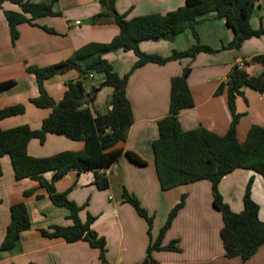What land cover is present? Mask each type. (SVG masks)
Instances as JSON below:
<instances>
[{
	"label": "crops",
	"instance_id": "1",
	"mask_svg": "<svg viewBox=\"0 0 264 264\" xmlns=\"http://www.w3.org/2000/svg\"><path fill=\"white\" fill-rule=\"evenodd\" d=\"M100 1L30 0L36 5L53 4L56 14L36 19L33 25H19L15 44L11 40L5 13L13 12L27 19L32 15L24 13L19 5L10 2L0 4V85L16 82L10 90L0 89V110L16 105L25 107L24 114L0 120V131L25 125L39 130L43 120L52 112L51 109L37 108L31 102L38 96V84L36 77L28 72L29 68L44 69L65 63L88 44H108L119 34V27L111 21L102 24L91 22L94 16L104 12ZM184 6L185 0H115L116 11L127 20L152 14L165 15ZM250 25L254 30L264 28V0H258L254 7ZM195 31L199 43L212 52L164 65L150 63L135 70L138 59L133 52L117 50L104 55L114 73L120 77L129 76L126 94L132 108L133 124L128 131L124 153L105 172L109 180V187L105 190L95 185L94 172L79 173L76 169L54 180L53 187L82 208V221L88 215L96 218L92 230L105 239V252L82 240L69 243L45 237L43 231H50L53 226H72L69 212L56 207L48 192L36 181L16 179L10 158L4 156L0 176V245L11 222L13 205H26L31 227L21 233L12 249L0 253V264H142L148 248L158 239L168 213L182 197L186 198L182 218L179 222H172L163 236L160 249L151 252L149 264H264V245L247 261L240 257H225L220 237L223 220L217 216L218 210L213 205L210 182L201 181L164 191L154 168L152 144L159 135L158 123L170 113L172 79L189 70L187 83L195 105L178 115L183 129L189 131L203 127L223 136L230 128L233 116L228 105L227 87L218 94L219 86L229 80L236 65L245 68L250 77H257L264 71L260 65L245 63L254 57L264 56V35L246 40L237 51L230 49L228 46L234 32L224 19L217 18L215 12L199 17ZM195 43L192 31L188 30L172 41H142L140 50L168 58L175 51H185ZM80 78L84 79L87 93L99 88L105 80L103 74L94 71L81 74L73 68L45 80L44 87L59 105L69 82ZM86 106L94 114H107L113 108V89L102 87L94 101ZM236 110L241 114L236 134L243 142L253 125L264 127V95L244 89V96L236 101ZM83 150V142L52 134L46 136L44 143L32 140L28 145V154L34 158ZM127 151L139 155L146 165L132 163ZM45 177L51 180L52 173ZM251 179L252 198L260 207V220L264 221V179L257 172L235 170L221 180L219 193L232 212L241 213L245 190ZM124 190L139 201L149 216L153 214L156 217L154 213L161 210L159 222L151 226V235L147 234L150 228L147 221L132 205L123 201ZM191 198L194 201L188 207ZM135 232L146 240L137 243ZM172 244L176 249H167Z\"/></svg>",
	"mask_w": 264,
	"mask_h": 264
},
{
	"label": "trees",
	"instance_id": "2",
	"mask_svg": "<svg viewBox=\"0 0 264 264\" xmlns=\"http://www.w3.org/2000/svg\"><path fill=\"white\" fill-rule=\"evenodd\" d=\"M5 2L19 5L24 13L32 15L31 19H27L13 12L5 13L13 44L19 37L17 30L19 25L22 23L33 25L36 19L56 14L53 4L36 5L30 0H0V4ZM257 2L258 0H185L184 7L165 15L152 14L127 20L124 15L116 11L115 0H101L100 5L104 12L94 16L91 22L102 24L111 21L119 27V34L110 43H91L76 51L65 63L44 69H28V72L36 77L38 84V96L31 102L37 108L51 109L52 112L43 120L39 130H33L25 125L0 131V176L2 175L1 159L8 156L16 179L36 181L48 192L56 207L64 208L69 212L68 218L72 221V226H53L50 231H43L45 237L63 239L69 243L82 240L90 247L105 252V239L92 230L96 218L88 215L87 219L82 221L80 219L82 208L70 201L65 193L56 192L53 187L54 180L76 169L79 173L94 172L95 185L105 190L109 187L105 172L117 163L124 153L128 131L133 124L132 108L126 94L129 76L120 77L114 73L104 55L117 50L133 52L138 59L133 68L135 70L150 63L164 65L174 60L194 58L200 53L212 52L199 43L195 31L199 17L211 12H215L217 18L224 19L233 30L234 38L228 47L237 51L246 40L264 35V28L254 30L250 25V17ZM188 30L192 31L196 43L185 51H175L170 57L163 58L142 53L140 50L142 41L155 39L172 41ZM245 63L264 68V56L254 57ZM73 68L78 69L81 74L86 71L103 74L105 80L99 88L93 89L90 93L86 91L83 78L69 82L63 101L57 105L47 93L44 82ZM188 75L187 69L181 76L172 79L170 113L158 123L159 135L152 144L154 168L164 191L201 181L210 182L213 205L221 213L223 220L220 237L225 257H240L246 261L264 245V221L260 220V207L252 198L253 179L246 187L243 199L244 210L238 214L232 212L223 202L218 187L224 177L238 169L255 171L264 179V127L253 125L243 142L238 140L236 134V125L241 116L236 110V101L244 96L246 88L264 95V71L257 77H250L245 68L236 65L229 80L219 86L218 94L224 92L227 87L228 105L233 116L231 126L223 136L203 127L187 131L179 123L178 115L195 105L187 83ZM15 85L16 82H6L0 85V89L10 90ZM102 87L113 89V108L105 115L94 114L90 108H84L94 101L96 93ZM24 113L23 105L1 109L0 120ZM48 134L81 141L84 143V150L62 152L45 158L30 156L29 143L32 140L44 143ZM126 155L135 165H146L139 155L130 151H127ZM48 173H52L51 180L45 177ZM122 198L136 209L138 215L144 218L151 228L153 216H149L139 201L125 190ZM180 206L170 214L158 239L148 248L147 257L142 264H149L152 261L151 252L160 249L163 236L171 227ZM30 227V216L26 205L23 203L13 205L11 222L0 245V253L12 249L20 239L21 233ZM167 249L176 248L172 244Z\"/></svg>",
	"mask_w": 264,
	"mask_h": 264
},
{
	"label": "rangeland",
	"instance_id": "3",
	"mask_svg": "<svg viewBox=\"0 0 264 264\" xmlns=\"http://www.w3.org/2000/svg\"><path fill=\"white\" fill-rule=\"evenodd\" d=\"M239 140V139H238ZM246 191V190H245ZM245 195V194H244ZM244 199V198H243ZM185 200H186V198H181V200H180V202L179 203H177V204H175L172 208H171V210H170V212L168 213V215H167V221H168V218H169V216H170V214L174 211V209L177 207V206H180L178 209H177V214L179 213V216L178 217H174L173 218V220H172V222L173 221H176V222H179L180 220H181V218H182V214H183V212H184V205H185ZM194 201V199L193 198H191V199H189V201H188V207L189 206H191L192 205V202ZM244 203V202H243ZM160 212H161V210H157V213H154L155 215H156V217L155 216H153V214H151V216H153V217H155L154 219H153V223H158L159 222V219H160ZM217 216L220 218V216H221V213L220 212H218L217 211ZM166 217V216H165ZM177 218V219H176ZM144 219V218H143ZM176 219V220H175ZM221 219V218H220ZM166 221V222H167ZM145 222V221H144ZM148 226H149V224L148 223H146ZM153 225V224H152ZM135 234L137 235V240H136V242L138 243L139 241H144V240H146V238L145 237H142V236H139L138 234H137V232H135ZM147 234L148 235H151V228H148L147 229ZM247 261V260H246Z\"/></svg>",
	"mask_w": 264,
	"mask_h": 264
},
{
	"label": "water",
	"instance_id": "4",
	"mask_svg": "<svg viewBox=\"0 0 264 264\" xmlns=\"http://www.w3.org/2000/svg\"><path fill=\"white\" fill-rule=\"evenodd\" d=\"M234 71V68L232 69V72ZM83 101L85 100V98L82 99Z\"/></svg>",
	"mask_w": 264,
	"mask_h": 264
},
{
	"label": "built area",
	"instance_id": "5",
	"mask_svg": "<svg viewBox=\"0 0 264 264\" xmlns=\"http://www.w3.org/2000/svg\"><path fill=\"white\" fill-rule=\"evenodd\" d=\"M84 108H87V106L85 105Z\"/></svg>",
	"mask_w": 264,
	"mask_h": 264
}]
</instances>
